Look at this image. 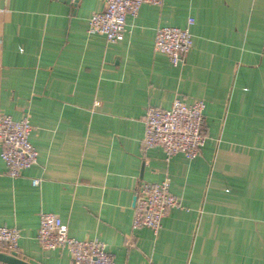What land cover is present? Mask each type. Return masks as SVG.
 Instances as JSON below:
<instances>
[{
    "label": "crops",
    "instance_id": "crops-1",
    "mask_svg": "<svg viewBox=\"0 0 264 264\" xmlns=\"http://www.w3.org/2000/svg\"><path fill=\"white\" fill-rule=\"evenodd\" d=\"M104 0H0V114L29 116L38 164L18 179L0 159V227L18 228L31 264H69L45 251L40 215L99 240L115 264H264V0H164L127 17L124 39L88 34ZM194 45L174 67L154 49L160 27ZM204 101L199 156L169 163L142 149L149 107ZM171 179L184 209L157 235L133 229L143 182ZM41 180L33 186L32 180ZM3 264V263H0Z\"/></svg>",
    "mask_w": 264,
    "mask_h": 264
},
{
    "label": "built area",
    "instance_id": "built-area-1",
    "mask_svg": "<svg viewBox=\"0 0 264 264\" xmlns=\"http://www.w3.org/2000/svg\"><path fill=\"white\" fill-rule=\"evenodd\" d=\"M103 12L95 13L89 20L88 34L102 35L108 44H118L124 39L127 17L136 18L144 5L162 6L164 0H104ZM160 27L156 30L154 49L168 56L174 67L186 63L193 49L191 27ZM206 103L195 101L187 104L176 98L168 110L149 107L145 116L144 152L160 147L167 163L177 155L188 160L196 159L205 146L204 112ZM34 127L29 116L16 121L12 116L0 114V159L8 168V175L18 179L23 172L38 164L39 153L31 143ZM35 187L41 180L33 179ZM184 209L181 201L171 192V179L162 182H143L136 193L132 222L133 229L147 228L155 235L162 229L163 218L170 210ZM21 232L18 228L0 227V251L18 254ZM37 240L45 251L67 248L69 264H115V257L99 240L81 241L69 235L66 224L55 214L42 213Z\"/></svg>",
    "mask_w": 264,
    "mask_h": 264
},
{
    "label": "water",
    "instance_id": "water-1",
    "mask_svg": "<svg viewBox=\"0 0 264 264\" xmlns=\"http://www.w3.org/2000/svg\"><path fill=\"white\" fill-rule=\"evenodd\" d=\"M135 204H136V198L134 201V206ZM0 263H3V264H31L13 254L1 252V251H0Z\"/></svg>",
    "mask_w": 264,
    "mask_h": 264
}]
</instances>
